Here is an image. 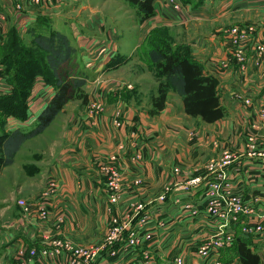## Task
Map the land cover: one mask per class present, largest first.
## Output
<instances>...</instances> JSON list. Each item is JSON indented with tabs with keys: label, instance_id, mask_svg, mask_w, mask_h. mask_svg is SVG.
<instances>
[{
	"label": "rangeland",
	"instance_id": "374dc122",
	"mask_svg": "<svg viewBox=\"0 0 264 264\" xmlns=\"http://www.w3.org/2000/svg\"><path fill=\"white\" fill-rule=\"evenodd\" d=\"M123 1L125 3V6L117 0H94V3L92 5H97V7H95V10H98L97 8H100L101 10L105 11L102 15L107 22L117 23L124 31L127 32V34L129 33L128 35H130L131 37H133V35L135 34L139 35V31H142V29H144L145 32L143 31L144 33H141L143 35L142 44L140 46L142 50L140 51V49H138V52L140 51L141 55H146V57H149L148 50L150 44H154L155 39H160L165 40V43H171L175 48L188 46L192 52V55L198 61L199 59L202 60V58H210V55L214 53L212 50L213 41L211 39H213L214 37L219 38L218 36L223 37V39L229 44V48H231V42L235 41L233 39L234 35L230 34L229 29L233 25L237 24L242 26L252 25L250 27H254L255 29H257V33L255 35V44L257 40L264 39V14H260L257 12L240 14L236 13L241 10H238V8H234L235 11H230L227 9V0H219L217 3H215L218 9H223V14L226 17H224L220 21L210 23L206 22L212 20V18L209 16L210 13L200 12L203 7L199 9V7L203 5L202 3L204 2V0H176L179 8H176L175 4L171 0H164L160 3H158L157 0H154L155 12L154 15H152L148 19H143L135 4L130 3L127 0ZM162 4L164 17L160 10ZM206 6L208 8V11H211L214 3L207 4ZM63 7L64 6L61 5H52L51 7H44V9L48 12H57L60 8L62 9ZM196 9H199V13L197 12L198 18H195L194 14L192 13L193 10ZM83 12L87 13L90 11H84V9L79 7L73 10L74 14H80V16L81 14H83ZM215 13H217V10L215 11ZM191 15L192 19H190ZM146 22H151L152 24L149 25L147 29L146 27L141 29V26H143V24ZM217 24L220 25L219 27H222L220 30H218L219 28H216V26H218ZM12 32L15 33L12 34ZM220 33L221 35H219ZM8 34L9 37L13 35L16 38V35H19L26 46L31 44V41H29L30 39H25L20 30L15 29L13 26L6 31L5 36L7 37ZM27 35H31L30 37L33 38V36L37 34L33 32L28 33ZM199 40H202L204 42L203 46L198 45V43H200ZM251 42L248 44L247 49L245 48L246 55L248 57L245 68L249 63V60L253 61L254 50L252 48ZM14 43L15 46L18 45V41H15ZM255 44L253 45L254 48H256ZM128 48H130V46H128ZM228 52L229 50L227 51V53ZM140 60L135 59L134 62L131 61L125 64L123 66V69H121V71L117 74V77L119 78H116V76H112L111 78L113 79L109 78L105 80L106 85H109L108 82L116 81L117 83L115 84V86L120 88L121 93L119 95V98L117 96V98L113 100H122L114 105L117 109L114 115L117 125H121L122 123H124L122 117L125 114L126 110L119 107L122 106L121 102L124 101L130 102L135 105L141 113H144L146 115V121L150 123H142V126L139 125L140 129L138 130H134V128L130 127L129 131L127 132L128 141L123 139L122 143L124 144H118V146H116V151L105 152L102 149H99L97 145L90 143V145L93 147L92 150L88 148V153L90 152L89 156L92 157L91 162H88L90 158H85L86 155L84 153H79L78 149L76 151L77 153L71 152L77 148L76 143L74 142V140H72V137H75V139L79 138L86 129L91 130L95 126L94 124H90V122H87L85 119H83L82 125H74L76 124L72 121L74 115L80 111H85L87 109L89 112H85L84 114L86 115L88 121L91 115L92 122L95 123L97 118L101 116L107 109L102 98L89 99V94L86 91V88H84L87 84V78L85 80V76H83V78L86 83L83 88L85 90V95L87 96V101L84 102L82 98L73 96V98L69 100L65 105V111H61L46 129H44L36 136L31 137L23 142L20 149L15 154L13 159L14 161L11 164H4L6 156H4L2 147L0 146V264H13L18 247L22 244L26 246L25 243L16 244V242L19 238H21V230L26 231V228H24L27 225L26 221H30L26 218H29L30 216L31 218L34 217V221L37 222V224L41 227L39 233H35V236H32V240L37 236V238L41 237L45 242H49V240H54L56 238H61L63 240L69 241L76 246L89 247L94 245L95 249L98 250V255L93 260V262L98 259L104 258L103 260H105L107 264H125L128 261L130 262V259H128L129 256H127L126 258V254L128 253V251L137 253V248L142 246L144 248L140 252V255L142 256L138 257H142L143 263L149 264V262L153 260L154 262H157L158 258L156 256H153L149 248V242L152 243L155 239L154 235L152 234L153 232L149 230V228H152L151 225L153 223V225L161 227V229L166 226V221L160 218L161 215L165 216L164 213H161L162 210L160 208H165L166 211V206L168 207L169 205L168 202H165L164 204H160V207L155 206L152 209L154 210L152 212L151 207H153V205L157 202L155 200L156 192L154 191H158V202H163L167 200L168 194L171 193L172 190H175V187L177 185H167L165 188H161V182H153L151 181V179L149 180L148 178H146L145 174L129 173V171L127 170V166L133 163H139L145 159L143 150H137V152L133 155L129 154V149H133L132 137L135 138V136H139V138H141L140 136L142 134L149 135L151 133V130L154 131L155 127L152 124L151 120L159 117L162 111L161 110L156 113H152V99L155 95H157L160 80L158 79L156 71L154 70L152 64L148 65L147 62L142 63V60ZM22 63L27 65L26 60L22 61ZM39 64L40 63L38 62V65ZM236 66L240 71H243L245 69L244 66L242 68H240L237 64ZM258 67L261 68L262 72L264 73L263 68L261 66ZM79 69L80 65L78 66L77 62H69L65 67V70H68L70 74L78 72ZM74 75L82 79L83 74L77 73ZM38 79L43 80V84L46 86V88L52 86L54 90L53 95L55 94V87L53 85L46 83L43 78L39 77L36 78V81ZM257 80H259L258 77ZM260 83L261 84L257 90L255 89V87L250 85L252 83L244 84L243 86H241L243 89H245L248 95H246L241 90L236 91L235 94L241 97L239 100H241L243 103L244 98L249 97L252 102L249 106H252L253 101L256 102L258 97H264V81H261ZM218 94L221 99L219 89ZM231 94L234 95V90ZM31 95L28 98V106L26 109V116L24 120L14 114H2L1 110L3 108H0V136L4 135L7 129H9V125L7 126L9 118H15L19 121H22L21 123L23 124V126L20 130L23 132H28L36 127L38 120L34 117L35 107L32 106ZM259 100H263L264 102V98H260ZM1 102L2 101L0 100V103ZM10 102L12 103L13 108H20L21 104L19 102ZM181 104L183 105L182 96L173 89H170L165 108L168 107V109L175 113V116L168 121L166 120V122L163 119L158 123L160 128H157V130L155 131V133H157L156 143L160 146L164 144H166L168 147L170 146L169 149L170 152H172L170 160L172 161L175 160L173 158V154L174 151L176 152V148H179L178 150L180 152L181 158L183 151V158L184 160H186V162L188 161V164H191V167L188 168L191 170L196 168L198 164L197 161L203 163L202 158H200L199 160V157L194 153V151L196 146L195 139L196 137H198L196 134V128H199V126L206 124V122L202 121L201 118H194L186 114L185 111H183V108L181 111ZM261 107L263 108L260 110V113H264V104ZM226 115L227 113L225 114V116ZM182 126H188L187 128L190 127L188 130L189 135L182 136V133L180 132V130H178ZM261 126L263 127L262 133H264V115L262 114L261 124L258 130L262 129ZM70 129L71 132L67 134L66 132ZM6 133H11V131ZM86 143L87 142H85V144ZM138 143L139 140L134 142V145L138 147ZM140 143H142V141H140ZM225 147L228 148L227 146ZM202 148H197L199 149V152L201 154L205 149ZM142 149H144L143 143ZM118 150L121 151L117 153ZM221 151L222 153L219 158L223 157L224 151ZM124 152H126V155L122 157L121 153ZM76 154H78L79 158H76ZM209 155L215 156L213 153ZM73 159L79 162V167L84 166V168L81 167L80 170L83 172L85 171L88 174V177L90 176V180L99 183L98 189L104 195L106 201L105 212L107 215V227L106 232L104 233L105 236L103 235V238L102 236L100 238L104 241V244H102L103 241L101 240L102 243H100L102 247H100V249L98 247L100 243L97 244L91 242V244H87L88 242L86 241V243L76 242V239L67 236L63 232V230H65V217L67 216V207L65 205L67 201L65 200V197L67 195H70V192L68 191L66 185L60 182L56 177L53 178V175L47 173V171L50 168L51 171H53V174H56L54 169L59 168L57 166V161H63L60 162V165H64V168H66L65 170H70L69 166L66 164L68 162L72 166L76 167V164L74 163L75 161L73 162ZM251 160L259 161L260 159L252 158ZM193 161L196 162L193 163ZM260 161L262 163L261 168L264 169V161ZM180 163L181 162H178L177 164ZM208 165L209 164L206 163L207 169ZM47 166L48 169L45 172V168H47ZM179 166L184 167L182 163ZM181 170H183V168L174 169V172L179 173L182 172ZM188 174L189 173H185V176H187ZM75 176L76 178L77 176H80V172L76 171ZM200 180V177L192 178L189 180V184L190 186H195V184H197ZM53 181H55L58 185L56 186L57 194L51 199V212L48 214H44L42 212L40 203L41 201L39 200V198L47 195L46 192L48 191V186ZM149 192L151 193L149 194ZM74 194L77 197L78 191H75ZM148 194L150 196H148ZM51 195H54V193ZM163 196H165V198H163ZM153 200H155L156 202H154ZM64 201L66 202L62 204ZM250 209L251 211L254 210L253 212H256L257 214H262L261 212H259V207L255 203L250 204ZM247 216H250V218L247 219L249 221H257L260 219L259 215L254 216L255 218H253L252 214H249ZM244 218L246 217L244 216ZM58 220H60L61 222L58 223ZM244 222L246 221L240 220L236 222L235 226H233L235 239L237 236H243V238H247L249 240L250 237H252L244 236L243 234H241V226ZM19 227L22 229H20ZM91 228L94 229L93 227H90V230H76V233H78L77 235L80 237L84 236L85 239H88L90 237V239L92 238L96 240V236L94 233L96 230H92ZM210 236L206 238L204 237L203 239L199 240L196 244V249L203 243H205ZM177 237H179V239L181 238L180 235H176L174 239L179 240ZM235 242L236 240H234L232 245H229L225 250L219 252L217 255L225 261L237 259L236 261L240 263L238 252L233 247ZM177 245H180V243H178ZM254 251L257 253L256 250ZM197 254L199 256L198 252ZM62 257L66 258L69 261L67 254L64 253L60 256V258ZM179 257H182L181 252H176L173 255V258L171 255V258H169L171 260L168 259L170 261L169 264H178ZM203 258L201 259L204 260ZM168 260L165 261L166 264L168 263ZM207 260L211 264L214 259L212 258V256H210L207 258ZM118 261L120 263H118ZM260 261H262L261 256Z\"/></svg>",
	"mask_w": 264,
	"mask_h": 264
},
{
	"label": "crops",
	"instance_id": "0c3cea01",
	"mask_svg": "<svg viewBox=\"0 0 264 264\" xmlns=\"http://www.w3.org/2000/svg\"><path fill=\"white\" fill-rule=\"evenodd\" d=\"M117 1L125 6L123 0ZM163 1L157 0L158 3ZM218 1L204 0L203 5L199 7V9L203 7L200 12L210 13L209 16L212 20L206 21L207 23L220 21L226 17L223 14V9H218L215 4ZM93 3L94 0H58L47 4L45 2L37 4L30 0H0V45L5 42L6 31L12 26L20 30L25 39H30L29 41H32V37L27 34L33 32L48 35L53 31H58L65 34L70 40L71 45L75 48V54L69 62H77L78 66L80 65L79 71L74 74H83L82 76H85V80L87 78V84L84 88H86L89 94V99L102 98L105 102L107 109L97 118L95 123L92 122L91 115L88 121L84 114L85 112H89L87 109L78 112L72 118V121L76 123L74 125L77 126L82 125L83 119L95 125L91 130L86 129L79 138L75 139V137H72L77 148L71 152L77 153L76 151L78 149L79 153L86 155L85 158H90L88 162L92 160V157L89 156L90 152L88 153V148L91 150L93 148L90 143L97 145L99 149L105 152L116 151L118 144H124L122 143L123 139L128 141L127 132L130 127L138 130L140 129L139 125L142 123L150 124L146 121V115L141 113L135 105L124 101L121 102L122 106H119L121 109L126 110L122 117L124 123L117 125L114 116L117 109L114 105L122 100H113L117 96L119 98L121 93L120 88L115 86L116 81L108 82L109 85H106L105 80L112 76L119 78L117 74L123 69V66L128 62H134L135 59H141L142 61H140L142 63L147 62L148 65L151 64L148 56L147 58L146 55H141L140 51L142 48L140 46L143 37L141 33L145 32L142 28L146 27L147 29L152 23H144L141 26L142 31H139V35L135 34L131 37L117 23L107 22L102 15L105 11L100 8L95 10L97 5H92ZM212 3H214V6L211 8V11H208L206 5ZM52 5H61L64 7L62 9L60 8L61 10L59 9L57 12H48L44 9V7H51ZM226 5L230 11H235L234 8L241 9L239 11L236 10L238 11L236 13L240 14L248 12L264 14V0H227ZM77 7L90 12H83L81 16L84 17H81L80 14L73 13V10ZM199 9L193 10L192 12L195 18H198ZM160 10L164 17L163 4ZM216 10L217 13H215ZM190 19H192V15ZM219 26H216V28H219L218 30L222 28ZM218 37L211 39L213 41L212 50L214 53L210 55V58H202L203 61L201 59L199 61L203 63L207 73L218 77V89L221 94V102L227 115L213 123H206L196 128L198 137L195 139L196 146L194 153L199 157V160L202 158L203 163L197 161L196 168L190 170L188 168L191 167V164H188V161L186 162L184 160L183 151L181 158L179 148H176V152L174 151L173 154L175 160L172 161L170 160L172 156V152L169 149L170 146L168 147L166 144L160 146L156 143L157 133L155 131L157 128H160L158 123L163 119L166 122V120L168 121L175 116V113L168 109V107L161 111L159 117L151 120L155 127L154 131L151 130L149 135L142 134L140 136L141 138L139 136L132 137L133 149H129V154L133 155L137 150H143L145 159L139 163H133L127 166L129 173L145 174V177L149 180L161 182V188H165L167 185H177L175 190H172L168 194L167 200L163 202H158V191H154L156 192L155 200L157 202L153 200L156 203H153L154 205L151 207V211H154L152 209L155 206L160 207V204H164L165 202H168L169 206L162 205L166 206V211L165 208H160L162 210L161 213L165 214V216L161 215L160 218L166 221V226L161 229V227H157L153 223L151 225L152 228H149L155 237L152 243L149 242V248L153 256L158 258L157 262L153 260L149 264H166L165 261L171 258V255L173 258L176 252H181L186 264H209L208 260H202L198 256L196 244L204 237L206 238L216 233L221 226V221L210 215L207 210L208 202L205 196V189L209 181V172L206 168V163L219 159L222 153L221 150L225 146L232 148L239 154L236 164L228 168V179L232 182L234 189L240 190L244 194L247 202L250 204L255 203L259 207V212L264 214V169L261 168L262 163L260 160L252 161V158L247 157L244 152L248 134L255 133L259 139L264 140V133H262L263 127L261 126L262 129L258 130L261 124L260 110L264 104L263 100L260 101L259 99H263L264 97H258L256 102L253 101L252 106H247L235 94L236 91L241 90L248 95L245 89L241 87L248 83H252L250 85L257 90L261 84L260 82L264 81V73L252 60H249L247 67L243 71H240L235 63H231L226 67L223 66V62L226 61L227 51H230V48L223 37ZM199 42V46L204 45L202 40H199ZM138 49H140L139 52ZM257 77L259 80H257ZM43 83V80L38 79L31 95L32 106L35 107L34 117L36 119L51 100L54 93L52 86L46 88ZM8 90L9 85L5 77L0 74V95ZM233 90L234 95L231 94ZM180 107L181 111L182 108L185 111L184 104H181ZM21 122L15 118H9L7 124V126L9 125V129L6 132L20 130L23 126ZM187 127L182 126L178 129L182 133V136L189 135L188 130L190 127ZM70 132L71 129L66 133L68 134ZM137 140H139L138 147L134 145V142ZM140 141L144 144V149H142V143ZM85 142L87 143L85 144ZM200 147H203L202 149L205 148L202 154L197 149ZM119 151L121 150H118L117 153ZM212 153L215 156L209 155ZM124 155H126V152L121 153L122 157ZM76 158H79L78 154H76ZM60 162L63 161H57L59 168L54 169L56 174H53V171L50 168L48 169V166L45 168V172L48 169L47 173L52 174L53 178L56 177L66 185L70 192V195L66 194L67 196L65 197L67 202L64 201L62 203L64 204L66 202L65 205L67 207V216L65 217L64 223L65 230L63 232L67 236L76 239V242H88L87 244L94 242L99 244L103 240L100 239L101 236L102 238L103 235L105 236L104 233L107 227V215L105 212L106 201L104 195L98 189L99 183L90 180V176L88 177L85 171L80 170L84 166L79 167L78 161L74 162L76 167L67 162L66 165L69 166L70 170H65L66 168H64V165L61 166ZM178 162H181L184 167L179 166L181 163L177 164ZM195 162L193 161V163ZM182 168V172H174V169ZM76 171L80 172V176H77V178L75 176ZM185 173L189 174L185 176ZM195 177H200L201 180L195 186H190L189 180ZM75 191H78L77 197L74 194ZM149 194L148 196H150ZM186 203H191V206L197 209V213L192 214L191 210L186 209L184 206ZM26 219L30 221H26L27 225L24 227L26 231L21 230V238L17 240L16 244L25 243L26 246L41 247V245H44L41 237L37 238L36 236L32 240V236H35V233H39L40 225L34 221V217L31 218L30 216ZM90 227L94 228H91L92 230H96L94 232L96 240L90 239V237L85 239L84 236L80 237L77 235L76 230H90ZM176 235H180L181 238L179 239L177 237L179 240H175L174 237ZM250 241L252 242V248L261 256L262 261H260V264H264L263 239L258 236H252L250 237ZM178 243L180 245H177ZM142 249L144 248L141 246L137 248V253L133 251L126 252V258L129 256L128 259H130V262L128 261L125 264H145L143 263L142 257H138L142 256L140 255ZM103 259H98L91 264H107ZM66 260V258L59 257L58 259L39 261L36 264H70ZM169 260L167 264H169ZM118 263L120 262L118 261Z\"/></svg>",
	"mask_w": 264,
	"mask_h": 264
},
{
	"label": "trees",
	"instance_id": "16d2710c",
	"mask_svg": "<svg viewBox=\"0 0 264 264\" xmlns=\"http://www.w3.org/2000/svg\"><path fill=\"white\" fill-rule=\"evenodd\" d=\"M127 1L137 6L143 19L154 15V0ZM9 34L0 45V74L9 84V90L0 95L1 113L14 114L24 120L28 98L37 77L53 85L55 94L39 114L36 127L28 132L17 129L0 137V146L6 156L5 165L14 161L15 154L25 140L41 133L52 123L73 96L87 101L83 76L80 79L65 70L75 54V48L65 34L58 31L49 35L39 33L33 36L28 46L19 35L16 38L13 35L9 37ZM15 41H18L16 46ZM148 55L160 80L157 95L152 99V113L166 107L169 90L173 89L182 96L188 115L201 118L206 123H213L225 116L226 110L218 94V78L205 71L204 65L192 55L188 46L175 48L171 43H165V40L155 39L154 44L149 46ZM25 60L27 65L22 63ZM10 101L19 102L20 108H13ZM235 240L233 247L238 252L240 264H260V256L253 250L249 239L237 236Z\"/></svg>",
	"mask_w": 264,
	"mask_h": 264
},
{
	"label": "built area",
	"instance_id": "2783aa9c",
	"mask_svg": "<svg viewBox=\"0 0 264 264\" xmlns=\"http://www.w3.org/2000/svg\"><path fill=\"white\" fill-rule=\"evenodd\" d=\"M30 1L38 4L58 0ZM171 1L175 4L176 8H179L176 0ZM250 26L252 25L242 26L237 24L229 29L230 34L234 35L233 39L235 42H231V48L226 54V61L223 62V66L226 67L230 63L235 62L240 68L243 66L245 68L248 61L245 48L247 49L248 44L252 41L251 45L254 50L253 62L256 66H261L264 70V39L257 40L255 44L257 29ZM254 44L256 48H254ZM236 97L238 99L241 98L239 95H236ZM244 103L249 106L252 102L249 97H246L244 98ZM261 114L264 115V113ZM223 151L222 158L208 163L209 182L205 193L208 202V211L212 216L221 221V226L216 233L197 248V252L201 258L204 257V260L212 256L214 260L211 264H240L236 261L237 259L225 261L217 254L225 250L229 245H232L235 240L233 226L240 220L246 221L241 226V234L248 237L258 236L264 241V214H257L253 212L254 210L251 211L250 203L245 200L244 194L240 190L233 189V184L228 179L227 172L228 168L236 164L239 154L235 150L226 147H224ZM244 152L249 158H258L264 161V140L259 139L255 133L248 134ZM56 186L58 185L55 181L51 182L46 192L47 195L39 198L44 214L51 212L50 204L53 196L57 194ZM53 193L54 195H51ZM185 208L192 210V214L197 213V210L190 203L185 204ZM249 214H252L253 218L259 215L260 219L257 221L246 220L247 217L250 218V216H247ZM59 222L61 221L58 220ZM42 242L44 245H41V247L20 245L14 257L13 264H36L43 260L58 259L64 253L67 254L70 264H91L98 255V250L95 249V246H76L61 238L49 240V242L42 240ZM101 243L98 245L99 249L102 247ZM102 244H104V241ZM178 264H185L183 256L179 257Z\"/></svg>",
	"mask_w": 264,
	"mask_h": 264
}]
</instances>
